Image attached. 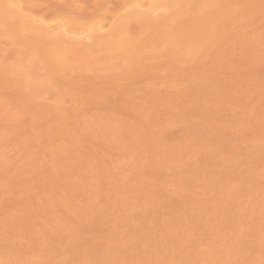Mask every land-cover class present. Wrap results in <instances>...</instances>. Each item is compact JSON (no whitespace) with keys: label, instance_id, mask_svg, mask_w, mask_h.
<instances>
[{"label":"rangeland","instance_id":"rangeland-1","mask_svg":"<svg viewBox=\"0 0 264 264\" xmlns=\"http://www.w3.org/2000/svg\"><path fill=\"white\" fill-rule=\"evenodd\" d=\"M116 1L24 4L44 20H59L71 11L107 22L120 6ZM260 4H253L257 11L250 5L252 13L245 14L252 22L239 17L220 26L226 37L207 48L200 66L185 62L181 70L188 74H182L181 84L172 81L165 66L166 59L174 60L172 50L157 56L165 61L145 57L141 64L148 63V69L130 73V81L125 79L130 71L115 64L104 70L94 63V72L74 68L71 83L67 78L74 87L65 83L63 88L79 90L72 92L77 100L50 84L48 91L37 93L38 84L27 71L31 81L26 78L23 68L24 77L15 74L17 79L0 69V264H262ZM237 7L240 3L231 5ZM3 25L0 64L9 66L14 62L9 54L24 47L13 43ZM38 66L34 69L41 74ZM34 91L40 95H28ZM16 93L32 99L24 97L29 101L22 103Z\"/></svg>","mask_w":264,"mask_h":264},{"label":"bare ground","instance_id":"bare-ground-1","mask_svg":"<svg viewBox=\"0 0 264 264\" xmlns=\"http://www.w3.org/2000/svg\"><path fill=\"white\" fill-rule=\"evenodd\" d=\"M25 1L26 0H0V23H1L0 25L2 26L4 24L3 25L4 27L2 28L6 27V30L8 28L10 29V33L12 37L11 39L14 40L13 43L15 42L17 43L18 46L22 45V47H24L22 50L21 49H18V51L17 49L14 50L13 52H11L12 55L9 54L10 58L11 56H13L14 58L13 60L14 62L12 65H10V63H9V66H6L5 64L4 65L0 64L1 65L0 69L3 68L2 71L4 72L5 75H7L8 73L13 74L12 77L14 78H16L14 76L15 74L16 75L18 74V77H19L20 75L25 74V72L27 71L28 76L31 77V79L35 81V85L37 86L38 84V86L40 87L39 88L37 86L38 88H35V90L38 89V91H40L42 89L40 92L36 91L37 93H41V92L43 93V90L46 91L47 89H50L48 88L50 87L49 84L53 85L54 88L57 87L59 91L60 89L62 90L65 83H66L65 86L68 87L70 85L68 82L71 79L69 78V76L70 75L72 76L76 71V70L74 71V68H76L77 71L79 70L78 68H80L82 72L83 70L85 71L91 70L92 72H94L95 71L94 68L95 69L97 68V67H93V65L96 66V64L94 63H97L98 66L101 64L100 67L103 66L102 68L104 70L111 68L110 65L113 64L112 67L116 65L119 68H121V71L125 70V73L130 71L129 73H126L128 76H126V74L123 73L126 76L125 79L127 78L126 79L127 81L129 80L130 73L133 75L137 70L140 71L143 68L145 69L147 68L146 65L148 63L145 64V67L144 65L142 66L141 64L146 60L145 57H147V60L148 58H151V59L153 58L155 61H157V58L158 60H160L161 57L164 58V55H165L164 53H166V51L169 52L170 50H172L171 53L172 52L174 53V54L173 53L171 54L174 56L173 57L174 60L173 59L170 60L169 58L168 59L170 61L167 59L165 61L162 58L161 60L165 61V63L167 64V65L165 64V66H167L166 68H169V70L171 69L170 72L172 71V73H169V74L171 75V78L173 80L170 78L168 79H170V81L172 80V81L178 82V80H180V78L182 77V74L187 72V71L185 72L182 71L185 69V67L183 66L185 62L190 63V64L192 62L194 67L196 65L198 67L200 66V64L205 62L204 52H206V50H209L207 48L210 45H212V43L215 40L220 41V39H218L219 36L222 39L223 37L222 34L225 33L223 28H222L223 32L220 30L221 25H224V23L226 24L231 23V21L236 20L239 17L241 18V19L239 18V20H242L241 21L242 23L247 19L249 21L250 18H247L246 16L248 15H245V14L247 12H250L254 8L256 10V7L258 8L259 5L262 6V4H260L261 2L263 3V6H264V0H260V1L257 0V3L254 0H252L254 2L248 1V0L247 1L244 0L243 2H241V0H238V1L234 0L237 3H240V7H241V8L237 7L235 9L231 8V5L235 3L233 0L232 1L234 3H232L231 0L230 2L228 0H227L228 2L226 0H225L226 2H224V0H117L116 2L118 6L120 5L119 8H121L122 12H120L121 10H119V8L117 9V11H115V9L118 7L116 6V8L113 10L115 11V13H112V16L110 17L111 19H107L109 21L105 20L107 22L103 21V19H106L105 17H103L102 19V17H100L99 15L92 17V19L85 20L86 15L84 16L82 14V16H78L77 14H74L71 11L70 13L72 15L66 14V15H63L59 20L53 19L54 20L53 21L52 19L50 20L47 19L48 20L47 21V20H44L42 16H41L42 18L41 19L38 15L37 17L34 13H32L30 11L31 9L29 6L31 4L25 5L24 4ZM241 3H244V4H241ZM252 3L254 5L257 4L258 6L254 7ZM243 5H245V7H243ZM246 9L248 11H246ZM262 9H264V7L260 8V10ZM195 10L197 11V13H194L196 12ZM191 11H194V12L192 13ZM183 16H187V17H183ZM243 17L245 18L244 20L242 19ZM257 17H259V15H257ZM254 20H255V17H254ZM133 22L138 23L137 26H135L136 28L133 26L132 24ZM241 22L237 21V23H239L238 25H240ZM250 22L252 21L250 20ZM244 24L246 25L249 23L246 21V23ZM234 25H236V21ZM229 26L231 25H228V27ZM229 28H232V26ZM229 28H226V30ZM9 36L10 34L8 35V37ZM217 43L218 42L215 41L213 43L214 46ZM169 44H171V46ZM218 44H221V43L219 42ZM150 45L152 49H150L149 47L148 48L150 49V52H149V50L147 51L146 48ZM168 45L169 47H172L169 50H167L169 48ZM164 50L166 51L163 53L164 54L163 55L162 52ZM207 52L209 53V51ZM211 53L212 52L210 51V54ZM157 56H161V57H157ZM151 59H150L151 61L150 63L154 61ZM175 61L179 64V66L181 63L182 64L181 66L183 67L182 68L178 67L177 63L174 64ZM155 64L157 66V63ZM38 65L43 67L42 71H44V76L42 75L43 74L42 71H41V74H38V71H36L37 68L36 70L34 69ZM2 66H5V69ZM25 66H28V70L26 69L27 67ZM160 66H163V64L162 65L160 64ZM185 66L187 67L186 64ZM31 67L33 70L31 69ZM22 68L25 71L24 73H23ZM29 68L31 69L30 71H29ZM153 68H156V67L153 66ZM188 68H190V66ZM5 70H7L8 73H5L6 72ZM158 70H160V68ZM27 72L25 76L27 75ZM190 72L191 71H189V73ZM194 72L196 73L195 70ZM194 72L190 73V75L192 76L191 78H193ZM0 73H2L1 70H0ZM66 75L68 77H65ZM120 75H118V77ZM3 76H1L2 77L1 80L5 78V76L4 77ZM22 76L24 77V75ZM28 76H26V78H28V80L31 81ZM122 76H121V79L124 78ZM164 76H166V79H167L168 75L166 74ZM185 76H184V79H186ZM187 76L190 77L189 75ZM62 77L66 80L65 81L61 80ZM118 77L116 78L118 79L117 81L120 80L119 79L120 77L119 78ZM132 77L133 76H131V78ZM67 78H69V80ZM6 79L8 81L10 78L6 77ZM19 79L18 81H20ZM23 79L21 81H23ZM181 79L183 80V78ZM13 81L12 83L16 84L15 82L17 80L14 82ZM72 82H73V79H72ZM22 83L24 84V82ZM27 83L30 84V82H27ZM70 83H71V80H70ZM2 84H5V83H2ZM167 84L169 83L167 82ZM171 84L172 83L170 82V85ZM30 85H32V83ZM70 86L74 87V85L72 84ZM33 87L31 88L33 89ZM44 87H46V89ZM75 87H76L75 89L78 90L77 86ZM58 90L57 92L56 91L54 92H56L59 95ZM67 90L68 89H66L65 92ZM22 92L25 93L24 91ZM69 92L67 93L70 95L72 94L73 91L71 93ZM77 92H79V90ZM77 92H73V93H77ZM19 93L21 95V92ZM23 93L21 97L24 100H22L20 98V95H18L17 93H16L17 96L15 95L17 98L19 96V98L22 100V103L26 100L25 98L27 97H30V96L32 97V95L33 96L40 95V94L39 95L36 94L34 91L32 92V94H28L30 96L26 97L28 92H26L25 96H23ZM56 93L54 94V96L56 95ZM73 96L74 95L72 94L71 99L76 97V96L74 97ZM75 99L77 100L78 98L76 97L73 100ZM29 100H26V101H29ZM30 103L37 105L36 104L37 102L35 103L34 101L33 102L30 101ZM57 103H60V102H57ZM28 106H31V104ZM32 107L31 109H33ZM51 107L56 110V106L55 108L54 106H51ZM34 110L35 109H33V111ZM36 115L38 116L37 113ZM60 116H61L60 119H62V115ZM187 251L189 252L190 250H187ZM197 252L199 251L197 250ZM202 253L203 252H201L200 256L202 255ZM198 254L199 253L196 254L197 257L199 256ZM193 255L196 256L195 254Z\"/></svg>","mask_w":264,"mask_h":264},{"label":"snow or ice","instance_id":"snow-or-ice-1","mask_svg":"<svg viewBox=\"0 0 264 264\" xmlns=\"http://www.w3.org/2000/svg\"><path fill=\"white\" fill-rule=\"evenodd\" d=\"M262 264H264V262H262Z\"/></svg>","mask_w":264,"mask_h":264}]
</instances>
